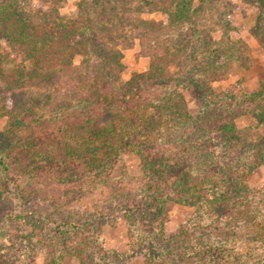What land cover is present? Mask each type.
I'll return each mask as SVG.
<instances>
[{
	"label": "trees",
	"instance_id": "obj_1",
	"mask_svg": "<svg viewBox=\"0 0 264 264\" xmlns=\"http://www.w3.org/2000/svg\"><path fill=\"white\" fill-rule=\"evenodd\" d=\"M55 1L27 9L0 0V43L8 46L0 51V91L8 97L0 168L50 185L53 209L66 214L111 184L123 154L133 151L146 184L123 205L130 221L139 211L162 214L170 198L194 209L169 238L151 226L145 264H263L264 210L246 179L264 163V79L254 91L212 85L232 62L251 66L246 43L230 37V0H79L73 17ZM253 1L263 9L251 34L264 46V0ZM159 12L165 21L145 17ZM132 36L149 66L123 81L121 45ZM191 88L198 92L196 115ZM247 114L255 122L240 127ZM71 219L48 222L56 235L48 244L41 238L47 262L63 264L72 255L103 264L82 220ZM70 231L71 244L64 235Z\"/></svg>",
	"mask_w": 264,
	"mask_h": 264
},
{
	"label": "rangeland",
	"instance_id": "obj_2",
	"mask_svg": "<svg viewBox=\"0 0 264 264\" xmlns=\"http://www.w3.org/2000/svg\"><path fill=\"white\" fill-rule=\"evenodd\" d=\"M19 1L27 9L38 7L40 4V0ZM78 1L56 0L55 7L62 15L73 17L77 14ZM230 2L232 7L228 13L233 27L230 37L233 40L242 39L246 43L245 50L249 54L251 66L247 68L239 61L232 62L228 68L229 73L221 80L214 81L212 85L220 91L233 84L241 83L246 91H254L258 89L259 82L264 79V46H261L251 34V29L258 22L263 8H260V4L253 0H230ZM217 5L223 8L220 1ZM262 13L264 15V10ZM145 17L166 20V16L161 12L145 14ZM223 34L224 31L221 30L214 35L218 39ZM6 48H8L6 42L2 41L0 51ZM121 48L124 52L125 63L121 77L123 81L127 80L132 73L148 68L149 58L141 52L137 38L128 37L122 43ZM80 60L81 56H77L76 62ZM187 98L191 112L196 115L199 110L198 92L194 88L189 89ZM7 101L6 94L0 91V130L8 121V117L3 114L4 110H2V106L7 105ZM254 122L255 119L251 114L237 120L240 127ZM114 175L116 178L111 184L98 189L96 195L91 196L85 203L80 205L77 201L78 206L70 212L65 210L68 216L62 218L66 214L56 212L49 201L52 197L50 185L36 182L16 168H0V264H53L47 262V253L43 251L46 248H43L41 238L45 237L48 244L53 235H56L48 224L50 219L54 217L62 223V220L68 217L71 219V216L82 220L80 225L83 224L85 237L91 243L98 244L96 251L100 256L106 257L103 264H106V261H114V264H145L146 257L142 248L149 251V247H152L151 226H158L164 231L166 238H169L188 222L194 209L170 198L164 202L162 214L151 212L148 217L141 215L139 211L135 212L136 217L134 219L131 217L132 221H130L128 214L131 213L121 212L125 208L123 205H127L134 197H137L139 189L146 184L141 175L137 154L133 151H126L123 154V161L116 166ZM246 180L253 191L252 195L256 194V200L261 202V208L264 210V163L254 166ZM114 201H116L115 205L110 207L108 204ZM98 208H103L105 214L98 213L95 216L92 211ZM89 216H91L90 219ZM132 223L138 226L137 231L142 233L143 241L137 231H132ZM72 231L64 234L70 244L76 240ZM64 235L62 237H65ZM29 237H32V240H29ZM38 238L40 239L37 240ZM163 243L168 242L163 241ZM27 247L32 250L28 252V254L31 253L30 256L33 251H37L35 259L24 254ZM249 259L253 258L249 257ZM63 264L83 263L78 257L67 255L63 259ZM242 264H245V261Z\"/></svg>",
	"mask_w": 264,
	"mask_h": 264
}]
</instances>
